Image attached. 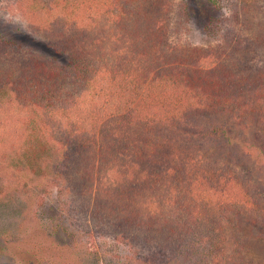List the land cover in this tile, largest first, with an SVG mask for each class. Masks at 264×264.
I'll return each mask as SVG.
<instances>
[{
	"label": "trees",
	"instance_id": "trees-1",
	"mask_svg": "<svg viewBox=\"0 0 264 264\" xmlns=\"http://www.w3.org/2000/svg\"><path fill=\"white\" fill-rule=\"evenodd\" d=\"M18 1L69 60L0 39V203L51 185L87 237L133 249L123 264H249L230 237L264 242V186L245 171L259 153L232 131H264V21L258 37L233 42L238 64L175 48L166 0ZM258 1L228 2L244 18ZM215 7L191 0L182 11L209 33L224 26Z\"/></svg>",
	"mask_w": 264,
	"mask_h": 264
},
{
	"label": "rangeland",
	"instance_id": "rangeland-1",
	"mask_svg": "<svg viewBox=\"0 0 264 264\" xmlns=\"http://www.w3.org/2000/svg\"><path fill=\"white\" fill-rule=\"evenodd\" d=\"M228 1L216 0L218 7L211 15L218 23L224 21V26L220 31L207 33L202 30L201 21L204 20L201 16V21L196 20L195 15L188 17L182 11V5L191 0H166L168 11L164 14V21L168 25V41L180 50L201 53L224 51L241 64L242 55L237 51L238 47L233 49L231 46L233 42L241 41L244 35L258 37L259 29L254 23L264 21V0L257 2L251 12L253 15L244 18L235 14V8L232 9ZM19 3L18 0H0V39L21 52L36 55L55 65L67 64L69 55L57 51L51 39L31 26ZM244 21L251 22L247 23L248 30L243 28ZM260 51L263 54L261 48ZM255 53L254 63L261 55ZM232 132L237 143L259 153L256 161L250 163L245 171L252 172L254 184L264 186V131L248 128ZM209 152L211 150H206L207 158L225 160L221 151L214 155ZM53 188L47 185L36 191L10 190L9 197L0 203V264H96L84 259L85 256L113 264L125 263L133 249L116 243L109 236L87 237L72 217L63 213V197L59 198ZM238 235V238L230 237V248H235V240L238 239L241 242L238 249L249 264H264L263 240L248 235L247 231Z\"/></svg>",
	"mask_w": 264,
	"mask_h": 264
}]
</instances>
